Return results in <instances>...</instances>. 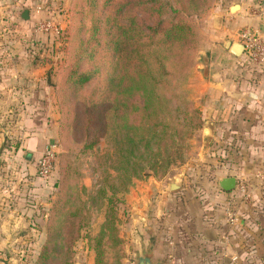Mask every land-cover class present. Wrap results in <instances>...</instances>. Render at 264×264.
I'll use <instances>...</instances> for the list:
<instances>
[{
    "label": "rangeland",
    "instance_id": "374dc122",
    "mask_svg": "<svg viewBox=\"0 0 264 264\" xmlns=\"http://www.w3.org/2000/svg\"><path fill=\"white\" fill-rule=\"evenodd\" d=\"M224 1L0 0L5 7L0 12V140L3 141L0 178L9 181L16 179L11 169L18 160L13 155L21 141L29 136L21 126L22 114L19 111L25 103L18 90L20 71L17 69L23 58L28 60L27 71L36 80L38 90L44 91L39 101H50L53 107L51 112L50 108L44 106L46 104H38L44 109L39 108L37 120L50 134L43 148L50 142H55L59 148L53 172L43 178L51 186L48 206L42 211L45 219L37 210L31 212L34 214L31 216L33 224L27 223L20 228L13 245L1 252L0 260L7 264H37L38 256L47 242L49 208L59 190L57 182L61 180V166L67 161L71 163L73 171L62 182L63 185L68 184L66 193L75 204L81 205L83 201H87V204L81 209L79 218L82 225L74 233L76 236L70 249L62 255L49 256L47 264H134L140 258L163 264L162 256L151 254L153 246L159 238L169 239L187 231L180 228L177 222L180 219L186 223L192 222L191 207L196 211L197 207L217 205V210L222 211V201L215 194L219 173L214 164L217 163L211 160L209 148L203 149L207 116H204L201 106L207 99L202 94L206 86L201 71L203 58L209 55L204 48L212 34L220 29V11ZM25 11L28 17L23 16ZM183 17L189 19L195 30L186 47L179 42L166 43L160 32L155 38L151 36L159 23H162V29L170 20ZM125 25L126 34L121 33ZM96 26L99 30L94 32ZM135 33L140 39L137 45L131 46V40L129 43L121 42L119 50L114 49V40L127 38L129 34L135 37ZM132 49L134 53L126 54ZM234 64L238 68L243 65L252 68L246 55ZM169 75L176 77L174 92L180 94V100H187L189 106L199 111L194 123L201 122L199 127L191 130L184 161L182 164L177 161L158 173L146 169V175L132 179L127 191L115 194L105 189L106 194L103 195V174L98 156L105 152L107 144L98 136L87 134L89 107L95 101H101L103 95L136 98L142 93L144 83L152 88L153 79H165ZM78 76L82 79L87 76L88 80L80 83ZM120 76L124 79L119 86L111 83V78L118 79ZM166 95L169 93L166 92ZM182 106L185 104L182 103ZM92 140L96 141L93 148L83 150L84 144ZM5 149L8 157L1 158L2 153H6ZM11 159L12 164L9 163ZM20 160L26 162L25 154ZM110 173L114 174L112 170ZM149 176L160 181L162 189L166 186L170 195H176L179 205L176 213L169 216L164 214L163 209L158 210L153 222L137 232L138 239L147 237L149 241H141L137 245L130 232L127 194L135 181ZM172 181L179 183L180 187L169 189L168 184ZM239 202L249 201L233 196L224 207L228 206L237 213L236 205ZM31 203H35V200ZM159 205L167 207L165 200ZM223 212L225 215V208ZM225 222L232 226L226 219ZM103 226L106 229L101 238L99 235L103 233ZM40 230L44 232L42 240H39ZM0 264L3 263L0 261Z\"/></svg>",
    "mask_w": 264,
    "mask_h": 264
},
{
    "label": "crops",
    "instance_id": "0c3cea01",
    "mask_svg": "<svg viewBox=\"0 0 264 264\" xmlns=\"http://www.w3.org/2000/svg\"><path fill=\"white\" fill-rule=\"evenodd\" d=\"M4 9L0 3V12ZM220 12V29L212 34L204 48L209 54L203 58L201 71L207 92L202 94L207 100L201 110L207 116L205 123H213L214 135L208 154L217 163L214 164L219 173L215 194L222 201V211L217 210V205L197 207L196 211L191 207L192 222L186 223L183 219L177 222L187 231L169 239L159 238L153 246L151 254L162 256L163 264H264V182L260 183L254 176L257 171H264V69H259L261 72L249 63L251 69L243 64L238 68L234 62L240 61L244 54L233 53L226 44V41L239 43L238 32L246 25L264 37V0H225ZM19 64L18 90L25 102L19 108L20 123L29 136L21 141L13 155L18 160L11 169L16 179L0 178V254L13 245L20 228L33 224L31 212L37 210L45 219L42 211L48 206L51 187L37 174V160L50 135L37 117L42 108L38 104H46L51 112L53 107L50 101H39L44 91L38 90L36 80L30 77L28 60L23 58ZM5 152L1 158L8 157L7 149ZM22 154L27 159L23 163ZM226 176L247 179L251 191V201L236 205L238 221L231 227L225 222L223 208L236 190L223 191L218 186L219 179ZM170 194L152 176L135 181L127 194V202L130 232L137 245L149 241L147 237L138 239L137 232L153 222L158 210L163 209L167 216L176 213L178 198ZM34 200L35 203L29 204ZM164 200L167 207L162 208L159 204ZM42 238L44 232L40 230L39 240Z\"/></svg>",
    "mask_w": 264,
    "mask_h": 264
},
{
    "label": "trees",
    "instance_id": "16d2710c",
    "mask_svg": "<svg viewBox=\"0 0 264 264\" xmlns=\"http://www.w3.org/2000/svg\"><path fill=\"white\" fill-rule=\"evenodd\" d=\"M161 25L162 23H159L156 29L154 28L151 36L155 38L160 32L168 44L179 42L186 47L195 31L189 19L184 17L170 20L162 29ZM125 27L126 25L122 27L121 33H128L127 29L124 30ZM96 30H99L98 26L94 28V32ZM110 40L112 42V36ZM130 41L131 46L137 45L140 42L138 33H135V37L134 34H129L127 38L114 40V49L119 50L121 42ZM132 53L133 49L126 52ZM77 79L80 83H85L88 77L82 79L78 76ZM123 79L120 76L118 79L111 78L110 81L119 86ZM175 79L176 77L170 75L165 79L155 78L153 87L148 88L144 83L141 87L142 93L136 98L103 95L101 101H95L94 105L89 107L87 134L98 136L107 144L105 152L98 156L103 174V195L106 194L105 189L115 194L127 191L132 179L146 175V169L158 173L160 169H166L177 161L180 164L184 161L191 130L199 127L201 122L194 123L193 120L199 115V111L189 106L187 100L181 101L180 94L174 92ZM166 92L169 95H166ZM181 102L185 106H182ZM95 143L93 140L87 141L83 150L92 149ZM110 170L114 174L110 173ZM72 171L73 167L69 161L61 166V180L57 182L59 190L49 208L47 242L38 256L37 264H47L49 256L68 252L76 236L74 233L79 231L82 225L79 216L87 201H83L81 205L72 202L66 193L68 184H62L64 178ZM105 229L103 226V233H100L99 237L104 236Z\"/></svg>",
    "mask_w": 264,
    "mask_h": 264
},
{
    "label": "built area",
    "instance_id": "2783aa9c",
    "mask_svg": "<svg viewBox=\"0 0 264 264\" xmlns=\"http://www.w3.org/2000/svg\"><path fill=\"white\" fill-rule=\"evenodd\" d=\"M239 43L243 45V54L247 56V62L258 69H264V37L252 26H243L238 34ZM59 148L55 142L47 143L41 156L37 160V174L39 177L47 178L53 172ZM260 183L264 182V171L259 170L254 175ZM236 192L233 196L242 198L244 201H251V191L248 180L245 178L236 179ZM226 221L234 225L237 221V213L225 207Z\"/></svg>",
    "mask_w": 264,
    "mask_h": 264
},
{
    "label": "water",
    "instance_id": "95a60500",
    "mask_svg": "<svg viewBox=\"0 0 264 264\" xmlns=\"http://www.w3.org/2000/svg\"><path fill=\"white\" fill-rule=\"evenodd\" d=\"M24 17H28L27 11L23 13ZM227 46L231 48L232 52L235 54H241L243 53V45L241 43H230L229 41H226ZM207 69L205 68L204 71ZM205 126L207 127V134L204 136V141H203V149L206 150L213 139L214 135V130H213V123L211 121H206ZM3 149V145L0 147V152ZM236 185V179L235 177L232 176H226L222 177L218 181V186L221 190L223 191H231L232 189L235 188ZM180 187L179 183L176 182H170L168 184L169 189H177ZM3 264H7L4 260H0ZM134 264H160L158 262H154L149 258H140L137 261L134 262Z\"/></svg>",
    "mask_w": 264,
    "mask_h": 264
}]
</instances>
